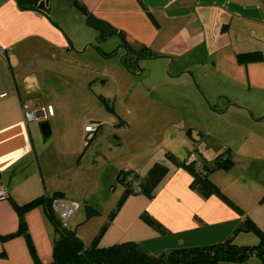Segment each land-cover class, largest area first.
<instances>
[{"label":"crops","instance_id":"obj_1","mask_svg":"<svg viewBox=\"0 0 264 264\" xmlns=\"http://www.w3.org/2000/svg\"><path fill=\"white\" fill-rule=\"evenodd\" d=\"M62 1L59 2L66 4L64 7L52 13L48 10L45 15L21 7L16 0H0V189L6 193L0 198V264H36L24 234L1 238L15 231L18 225L19 214L9 198L24 202L45 193L46 175L60 177L62 170L70 168L72 156L80 144V141L72 144L68 140V143L61 141L60 149L51 146L52 142L47 140L51 132L45 136L37 122L26 123L21 109L24 100L46 104L43 101L45 91L34 77L29 79L37 72L40 59L68 50L67 45L72 43L67 29L82 23L88 26L71 0ZM83 1L96 17L123 29L132 44L144 45L152 53L151 57L166 59L176 72L186 73L184 70L190 65L212 60L227 83L264 99V0H142L143 5L138 0ZM253 52L260 55L246 63L237 59L240 53ZM239 100L237 96L229 97L227 104L234 103L224 105V102L226 107L219 111L227 113ZM51 117L56 118L55 110ZM239 137L242 142L231 137L238 149L245 148L244 144H254L246 134L243 136L239 132ZM52 147L57 154L53 169L45 171L42 161ZM223 149L224 146L216 151ZM259 150L261 154L257 156L261 159L255 164H250L251 160L237 159L232 153L233 163L229 167L211 173L221 191L240 209L216 194L202 196L190 186L192 175L188 170L171 164L165 156L147 154L149 159L144 167L136 168L141 175L156 160L167 164L169 171L151 197L137 194L127 198L105 232L102 245L134 240L151 254H159L223 241L235 233L245 215L264 232V174L261 172L264 170V149ZM79 160L77 158V164ZM56 188L53 193L58 196L54 199L68 205L70 200L66 199L64 189ZM144 209L169 226V233L158 234L145 224L139 217ZM78 216L75 225L72 223L70 227L79 235L82 227L91 224L92 237L107 214L101 212L82 222L85 216L82 208ZM24 218L37 264H54L51 262L52 248L58 233L44 208L36 206L26 211ZM234 238L239 244L258 241L251 232H236ZM218 264H261V259L250 255L244 263Z\"/></svg>","mask_w":264,"mask_h":264},{"label":"rangeland","instance_id":"obj_2","mask_svg":"<svg viewBox=\"0 0 264 264\" xmlns=\"http://www.w3.org/2000/svg\"><path fill=\"white\" fill-rule=\"evenodd\" d=\"M59 1L49 0L50 13L66 5ZM75 26L67 29L72 43L68 50L40 59L37 72L29 77L45 91L43 101L56 112V118L42 121L50 126L47 140L51 146L60 149L61 141H80L70 168L62 170L60 177L50 173L45 177L46 194L52 195L60 186L66 199L80 205L66 219V227L75 225L84 201L108 215L123 189L115 180L116 173L125 167H144L147 154L164 157L170 150L180 159H212L216 149L231 145L237 159L251 160L250 164L261 159L257 155L264 149V111H260L264 110V99L227 83L212 60L192 64L182 74L161 57L140 58L137 63L132 59L127 67L121 62L124 51L118 38L103 37L83 23ZM111 51L114 53L109 54ZM99 95L110 100L113 108L108 109ZM231 96L239 97V103L221 113L224 102L234 103L226 102ZM120 120L123 123L118 126ZM42 122L34 123L39 127ZM98 123L99 130L77 164L90 136L85 126ZM239 132L254 144L238 149L231 137L242 142ZM51 150L42 161L45 171L53 169L57 154L53 147ZM92 232L87 224L79 235L88 243Z\"/></svg>","mask_w":264,"mask_h":264},{"label":"trees","instance_id":"obj_3","mask_svg":"<svg viewBox=\"0 0 264 264\" xmlns=\"http://www.w3.org/2000/svg\"><path fill=\"white\" fill-rule=\"evenodd\" d=\"M23 8H32L45 15L48 14V0H16ZM143 5L142 0H138ZM71 4L76 7L84 16L85 23L97 30L103 37L116 35L119 38V47L124 48L127 54L121 58V62L129 67L128 62L132 59L150 58L152 53L144 45L135 46L132 44L121 28L115 27L108 22L96 17L88 8L83 0H71ZM150 19L156 24L154 17L147 11ZM114 51L109 52L113 54ZM258 53H240L237 59L240 62L246 63L249 60L259 56ZM108 109H112L110 100L103 96H98ZM123 121L118 123L122 125ZM100 124H95V130L87 132L90 136L86 139L78 160L86 150L89 141L95 137V133L99 130ZM46 136V135H45ZM165 158L177 167H183L192 175L191 187L198 191L202 196L208 197L216 194L224 200L231 203L236 209H240L231 198L221 191L219 186L211 178V173L229 167L233 163V156L230 147H226L212 159L205 157L193 160L180 159L172 151H165ZM200 162L201 166L196 167V163ZM137 167L122 168L116 175V182L123 185L114 206L109 211L106 219L101 223L96 232L91 237L89 243L85 244L75 229L66 227V221L61 220L57 212L52 207V200L58 194L48 195L45 193L32 197L24 202H16L10 199L11 204L19 214L18 225L15 231L3 234L2 239L10 238L18 234H24L30 250L33 254L35 263L38 258L34 252L33 246L29 243L30 239L26 231V223L24 213L36 206L41 205L50 221L54 225L58 236L52 248V260L54 264H218L219 262L227 263H244L250 255H256L264 264V232L251 220L248 215H245L235 233L223 241H214L207 244L196 245L191 247H181L161 252L159 254H151L140 243L134 240H125L115 242L113 244L102 245V238L107 231L109 225L118 214L121 207L130 195L141 194L145 197H151L153 191L165 177L169 171L167 164L161 161H154L149 165L144 174H140ZM114 185H110L113 188ZM84 219L87 221L93 216L100 215L101 211L95 206L84 201ZM140 219L150 226L158 234L169 233L170 228L163 221L157 218L154 214L144 209L140 213ZM251 232L254 233L258 241L252 244H239L235 241L236 232Z\"/></svg>","mask_w":264,"mask_h":264},{"label":"built area","instance_id":"obj_4","mask_svg":"<svg viewBox=\"0 0 264 264\" xmlns=\"http://www.w3.org/2000/svg\"><path fill=\"white\" fill-rule=\"evenodd\" d=\"M21 109L26 123L42 122L54 115V108L51 104H41L40 102H36L34 100L21 101ZM94 129L95 125L88 124L85 126V131L87 132H91ZM195 165L199 168L201 163L197 162ZM4 196H6V193L0 189V198ZM51 205L57 212L58 217L63 221H66V219L72 215L78 207V203L75 201L70 202L68 205H64L60 203L57 198L52 200Z\"/></svg>","mask_w":264,"mask_h":264},{"label":"water","instance_id":"obj_5","mask_svg":"<svg viewBox=\"0 0 264 264\" xmlns=\"http://www.w3.org/2000/svg\"><path fill=\"white\" fill-rule=\"evenodd\" d=\"M124 49V48H123ZM127 54V51L124 49V55H126ZM40 128H41V132L44 134V135H48V134H50V132H51V129H50V126H49V124H48V122H42L41 124H40ZM95 130V129H94ZM93 130V131H94Z\"/></svg>","mask_w":264,"mask_h":264}]
</instances>
